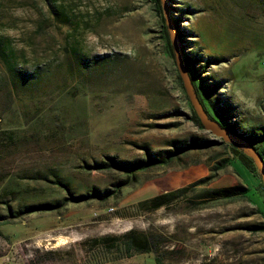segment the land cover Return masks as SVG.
<instances>
[{
	"label": "rangeland",
	"instance_id": "rangeland-1",
	"mask_svg": "<svg viewBox=\"0 0 264 264\" xmlns=\"http://www.w3.org/2000/svg\"><path fill=\"white\" fill-rule=\"evenodd\" d=\"M50 1L70 25L48 16L46 0H0L7 62L29 73L11 75L0 59V216L8 215L7 204L14 214L64 200L0 219V264H154L152 253L122 257L102 242L131 229L161 236L158 249L169 251L164 258L172 264H264V231L250 228L262 219L245 201L188 210L182 197L154 211L137 206L229 157L221 138L190 120L192 106L174 59L161 50L151 1ZM171 1L199 73L220 80L219 95L235 105L229 119L264 127V0ZM102 55L107 58L94 60ZM190 137L213 142L137 173V181L107 198H70L114 189L123 177L112 167L96 169L94 161H130L143 157L142 147L166 149L170 140ZM252 163L256 175L231 163L188 192L258 186Z\"/></svg>",
	"mask_w": 264,
	"mask_h": 264
},
{
	"label": "trees",
	"instance_id": "trees-1",
	"mask_svg": "<svg viewBox=\"0 0 264 264\" xmlns=\"http://www.w3.org/2000/svg\"><path fill=\"white\" fill-rule=\"evenodd\" d=\"M46 1L48 16L61 24H65L67 26L70 25V19L66 12L50 0ZM150 1L153 5L154 11L158 14L159 28L157 37L159 38L161 50L167 58L173 59V52L168 37V31L161 14L160 0ZM166 2L169 8L170 20L173 28L175 29V35L178 38L184 68L202 109L207 116L214 120L222 129L226 130L238 140L250 145L261 156L264 165V127H249L243 123L242 125H236V121L234 119H229L230 115L234 112L235 105L227 100V98L219 95L220 92L217 91V88L218 85L221 84L220 80L212 78L211 81H208L206 75L204 76L199 73L202 69L200 65L195 66V58H197L195 56H197V54L193 55L186 50V47H188L186 43L188 41H186L187 39H185V37L187 35L184 34V30H181L179 27L178 15L172 12V8L174 7L171 4L172 1L166 0ZM4 47L5 44L0 39V59L7 63L6 70L11 73V75L22 76L24 78L29 77V73L27 71L16 69L12 62H7L8 58L3 49ZM73 54H75V52H73ZM77 58L81 61V64H85L82 62L83 59L81 57L77 56ZM99 58L104 60L107 56L102 55L94 60H98ZM175 77L181 81L178 73H176ZM190 108V120L197 128L203 129L195 111L192 107ZM212 142L213 139L196 137H190L187 142L184 140H170V148L152 151L147 147H142L144 149L143 157H138L130 161L116 160L113 157H106V159L109 160L108 162L94 161L93 166L96 169L112 167L116 171L123 173V177L115 181L114 189L98 190L92 188L90 193L71 195L70 198L75 200L85 199L91 196H97L99 199L107 198L115 192L119 193L122 187L137 181V173L153 166H168V164L172 161L176 159L180 160L181 156L186 154L192 148H208L211 146ZM219 142L228 150L229 157L227 159L215 161V163L210 167V171L207 175L200 177L185 186L164 191L149 198L140 200L137 203V206L143 210L154 211L158 208H168L175 200L183 197L186 201L185 204L188 206V210H196L202 208L203 205L209 201L242 200L252 205L254 207L253 212L258 214L262 219L260 223L250 226L251 230L264 231V185L261 181L258 186L235 184L224 187H202L198 191L192 190V193L188 192L191 188L193 189L198 186H207L208 183L217 176L220 170L224 169V167L230 165L231 163L237 166L241 165L243 168H246L249 172L256 175L252 159L247 156L242 149L231 143H224L223 141ZM55 182L64 187L68 192V187L65 183H62L60 180ZM63 200L64 199H60L59 201H55L53 203L46 202L43 203V205H27L18 208L14 214L7 204L8 215L4 217L0 216V219L10 215L15 217L24 212L33 211L38 207L50 209L60 207L63 205ZM22 208L24 209L22 210ZM102 242H104L103 244L107 249L117 250V253H119L122 257H128L133 253H152L154 264H172L171 261H167L164 258V254L169 251L158 249L160 245H163L161 244V236L152 232H142L131 229L119 237L106 236L102 238Z\"/></svg>",
	"mask_w": 264,
	"mask_h": 264
},
{
	"label": "water",
	"instance_id": "water-1",
	"mask_svg": "<svg viewBox=\"0 0 264 264\" xmlns=\"http://www.w3.org/2000/svg\"><path fill=\"white\" fill-rule=\"evenodd\" d=\"M163 19L168 31V37L171 43L172 52H173V59L174 63L178 72L179 77L183 83L186 95L190 101V104L195 111L196 115L199 118L200 123L202 124L203 128L208 130L211 134L216 137L221 138L223 141H227L231 144L236 145L238 148L242 149V151L249 156L253 162L256 164L258 173L261 179V182L264 185V165L261 156L248 144L238 140L226 130L222 129L214 120L210 119L207 114L202 109L200 103L197 100V97L194 93L193 87L189 81L187 72L184 68L182 57H181V49L179 47V42L175 35L170 16L168 13V7L166 0H160Z\"/></svg>",
	"mask_w": 264,
	"mask_h": 264
}]
</instances>
